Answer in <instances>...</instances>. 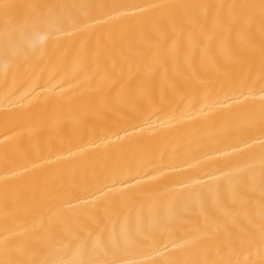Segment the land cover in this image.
Listing matches in <instances>:
<instances>
[{"label": "bare ground", "instance_id": "6f19581e", "mask_svg": "<svg viewBox=\"0 0 264 264\" xmlns=\"http://www.w3.org/2000/svg\"><path fill=\"white\" fill-rule=\"evenodd\" d=\"M0 264H264V0H0Z\"/></svg>", "mask_w": 264, "mask_h": 264}]
</instances>
